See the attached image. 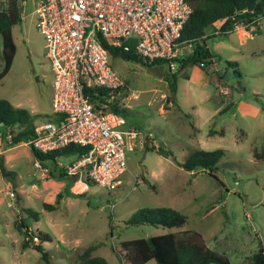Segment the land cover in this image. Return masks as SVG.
<instances>
[{"label":"rangeland","instance_id":"374dc122","mask_svg":"<svg viewBox=\"0 0 264 264\" xmlns=\"http://www.w3.org/2000/svg\"><path fill=\"white\" fill-rule=\"evenodd\" d=\"M36 3L21 0V21L12 27L16 53L0 80V98L41 123L52 116L53 76L35 26ZM222 23L205 29L204 43L214 62L204 68L192 62L181 70L176 62L171 68L167 63L145 66L109 54L110 65L124 82L114 99L119 98L127 126L150 132L157 143L126 153L127 169L118 188L92 184L84 191L76 188L84 196L69 195L70 179L49 172L42 176L30 147L0 142V157L10 172L7 178L0 174V264H78L77 253L98 243L97 255L108 264H123L114 250L122 240L167 232L152 225L124 224L140 208L156 206L184 214L187 222L181 229L198 232L206 246L225 254L230 264H243L260 246L264 249V155L253 156L264 150V17L250 36L239 29L215 34ZM172 74L177 82L175 103L163 113L159 108L161 100L168 103ZM195 149L224 150L213 175L198 168L186 171L166 155L170 150L183 162ZM70 159L63 156L59 162L66 165ZM24 208L36 212L38 220ZM49 218L69 220L68 227H48ZM22 219L34 234H51L52 241L43 243L48 262L31 242L23 247L24 234L15 227Z\"/></svg>","mask_w":264,"mask_h":264},{"label":"built area","instance_id":"2783aa9c","mask_svg":"<svg viewBox=\"0 0 264 264\" xmlns=\"http://www.w3.org/2000/svg\"><path fill=\"white\" fill-rule=\"evenodd\" d=\"M34 12L53 76L52 119L37 123L34 135L19 144L42 153L70 144L87 147L66 165V173L75 182H85L86 177L107 190L116 189L127 169L126 153L142 147L144 136L122 129L124 117L109 106L124 82L109 63L107 46L124 50L133 46L147 62L165 60L171 68L174 58L182 59L184 51H192L191 44L179 41L192 8L185 0H37ZM240 27L244 26L234 23L226 32ZM213 62L211 55L198 65ZM5 140L12 142L11 133ZM146 141L157 146L150 135ZM34 166L42 174L47 172L38 161ZM30 232L26 238L39 243Z\"/></svg>","mask_w":264,"mask_h":264},{"label":"trees","instance_id":"16d2710c","mask_svg":"<svg viewBox=\"0 0 264 264\" xmlns=\"http://www.w3.org/2000/svg\"><path fill=\"white\" fill-rule=\"evenodd\" d=\"M185 1L190 4L192 12L184 24L179 41L191 44L192 51L184 55L182 59L174 58L172 60L176 63H181L178 66V70H181L183 65L190 62L198 64L201 59L211 56V51L204 43L205 29L211 24L226 20L225 31L232 29L234 23H241L247 29L264 17V0ZM20 21L21 0H5L4 4L0 2V80L7 74L16 53L12 27ZM107 48L109 53L125 61L139 62L145 66L167 63L165 60H154L149 63L134 52L133 46H130L127 50L116 46H107ZM167 64L169 65V63ZM168 86L171 94L174 95L177 86L175 74H172V80L168 82ZM118 101L119 98L114 99L109 106L113 111L120 113ZM47 118L52 119V116L48 115ZM36 124L30 119L25 109L14 107L8 100L0 98V133L4 142H6L5 136L8 133L12 135L10 145L27 141L34 135V126ZM31 150L36 161L46 167L52 177L59 179L68 177L70 179L69 186H71L76 178H71L66 173V167L60 166L58 160L60 157L69 155L74 160L78 159L87 151V147L70 144L46 153L39 152L33 148ZM158 152L161 153L163 151L159 149ZM166 155L170 156L186 171H194L198 168L206 170L210 175H213V172L217 169L216 163L224 155V150L195 149L189 153L183 162H177L170 150L166 151ZM263 155L264 150L261 153L256 151L253 153V156L258 159H261ZM0 174L4 178H7L10 174L3 163L2 157H0ZM84 181L88 186L94 184L86 177ZM69 195L83 196L81 193L76 194L70 191ZM43 206L50 210L54 208L53 205L47 203H43ZM24 211L29 216H33L34 221L38 219L37 213L31 209L24 208ZM186 222V216L171 207L140 208L135 214L124 220L125 226L152 225L167 230V232L149 237L122 240L120 249L115 248L114 250L120 256L123 264H145L149 260H154L155 264H230L225 254L219 255L216 251L208 248L198 232L181 229ZM15 227L24 234L23 247H28L31 242L32 248L39 252L41 257L48 262L49 253L42 243L51 241V236L41 231L34 234L31 230L30 233L37 235L40 240L39 243L35 244L31 238H26L30 225L24 219L18 221ZM101 244H93L82 249L77 253L76 262L78 264H108L103 256L95 254L96 249ZM243 264H264L263 247L260 246L255 253L248 256Z\"/></svg>","mask_w":264,"mask_h":264},{"label":"crops","instance_id":"0c3cea01","mask_svg":"<svg viewBox=\"0 0 264 264\" xmlns=\"http://www.w3.org/2000/svg\"><path fill=\"white\" fill-rule=\"evenodd\" d=\"M260 21H261V19L255 24V25H251L250 27H248L247 29H245V27H240V28H238L239 30H240V32L239 33H241V34H243V36L245 35V36H250V34H248L249 32H254L256 29H255V27L260 23ZM225 23H226V20H223V23L218 27L219 28V30H218V32H216L215 34H222V32L223 31H225L224 30V27H225ZM232 32V31H231ZM225 33H226V31H225ZM177 64V66H180V64L181 63H176ZM184 66V65H183ZM168 68H170V67H168ZM170 70V69H169ZM169 88V87H168ZM176 88H177V86H176ZM169 90V89H168ZM125 92L123 91V95H125L124 94ZM165 93H167L166 91H165ZM168 96H169V98H170V100H169V98L166 96V100H168L167 102L168 103H166V101L165 100H161V105H160V111L161 112H166L167 110L165 109L166 107H170L172 104H174L175 103V94L174 95H172L171 94V92H170V90L168 91ZM126 96V95H125ZM136 96V95H135ZM134 96V97H135ZM161 96H163V98L165 97V94H162ZM126 98H127V96H126ZM168 98V99H167ZM123 106H125V105H123ZM120 114V113H119ZM123 117H124V119H125V123H124V125L121 127L122 129H124V130H129V129H134V130H137L138 132H140L141 134H143V136H144V139H143V143H144V147L146 148V147H152V146H148L147 145V139H148V135H150L151 136V138L153 139V137H152V134L150 133V132H148V133H146V132H143V131H141V130H139V129H137L136 127H134V126H132V125H129V126H127V120H126V118H125V116L123 115V114H121ZM154 140V139H153ZM154 142H155V140H154ZM156 143V142H155ZM157 144V143H156ZM160 150H162V147L160 148ZM61 158V157H60ZM59 158V159H60ZM74 159H70V161L67 163V164H69L71 161H73ZM58 164L60 165L61 164V162H59V160H58ZM66 164V165H67ZM66 165H60V166H65L66 167ZM41 166H43V165H41ZM44 167V166H43ZM46 168V167H45ZM182 168V167H181ZM49 171H48V169H47V173H48ZM41 175L43 176L44 175V173L42 174L41 173ZM51 176V175H50ZM72 178V177H71ZM82 187L81 189L82 190H80V191H84L85 189H87L88 188V185L85 183V182H82V181H78V182H73V184L70 186V188H69V191L70 192H72V193H76L77 194V192H76V188L77 187ZM118 188V187H117ZM59 194H61V193H59ZM59 194H58V196H59ZM81 194H83V196H84V193H81ZM62 198V197H61ZM52 222L51 223H49V225H48V227H56V226H58V227H61V228H66V227H68L67 225H68V223H69V220H65V221H63V222H58V221H56V219H51V218H49ZM38 220V219H37ZM36 220V221H37ZM30 228V227H29ZM42 232H44V231H42ZM44 233H47V234H49L50 236H51V234L50 233H48V232H44ZM70 240L69 241H74V242H77V241H79L78 239H76V238H74V239H71V238H69ZM51 241H52V236H51ZM51 241H45V242H51ZM44 243V242H43ZM42 243V244H43ZM47 249V248H46ZM84 249V248H83ZM48 250V249H47ZM97 250V249H96ZM96 254V253H95ZM151 260H149L148 262H150ZM148 262H146V263H148ZM145 263V264H146Z\"/></svg>","mask_w":264,"mask_h":264}]
</instances>
